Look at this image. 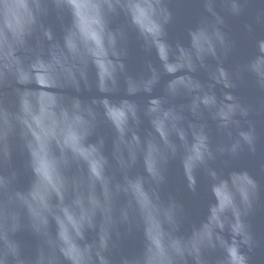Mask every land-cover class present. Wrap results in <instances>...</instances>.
<instances>
[{"label": "water", "instance_id": "water-1", "mask_svg": "<svg viewBox=\"0 0 264 264\" xmlns=\"http://www.w3.org/2000/svg\"><path fill=\"white\" fill-rule=\"evenodd\" d=\"M0 264H264V0H0Z\"/></svg>", "mask_w": 264, "mask_h": 264}]
</instances>
